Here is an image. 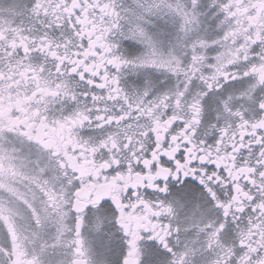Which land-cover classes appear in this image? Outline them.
Listing matches in <instances>:
<instances>
[{
  "label": "snow or ice",
  "instance_id": "obj_1",
  "mask_svg": "<svg viewBox=\"0 0 264 264\" xmlns=\"http://www.w3.org/2000/svg\"><path fill=\"white\" fill-rule=\"evenodd\" d=\"M0 264H264V0H0Z\"/></svg>",
  "mask_w": 264,
  "mask_h": 264
}]
</instances>
